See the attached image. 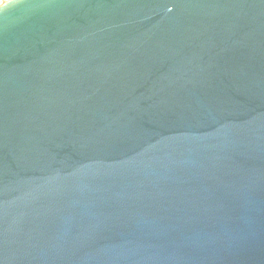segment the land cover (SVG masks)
Listing matches in <instances>:
<instances>
[{
	"label": "water",
	"instance_id": "water-1",
	"mask_svg": "<svg viewBox=\"0 0 264 264\" xmlns=\"http://www.w3.org/2000/svg\"><path fill=\"white\" fill-rule=\"evenodd\" d=\"M0 264H264V0H0Z\"/></svg>",
	"mask_w": 264,
	"mask_h": 264
}]
</instances>
